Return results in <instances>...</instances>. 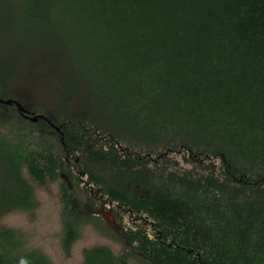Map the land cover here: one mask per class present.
<instances>
[{"label": "trees", "instance_id": "1", "mask_svg": "<svg viewBox=\"0 0 264 264\" xmlns=\"http://www.w3.org/2000/svg\"><path fill=\"white\" fill-rule=\"evenodd\" d=\"M0 55V100L32 62L62 89L48 122L0 104V264L72 263L88 227L77 264H264V0H0ZM52 184L56 252L2 223Z\"/></svg>", "mask_w": 264, "mask_h": 264}, {"label": "rangeland", "instance_id": "2", "mask_svg": "<svg viewBox=\"0 0 264 264\" xmlns=\"http://www.w3.org/2000/svg\"><path fill=\"white\" fill-rule=\"evenodd\" d=\"M1 57V55H0ZM54 67V66H53ZM66 82L63 78V85ZM7 91L12 93L14 97L21 99L24 106L29 109H35L42 107L46 114L52 115L60 106V93L62 92L59 82L53 77V72L50 66L39 65L36 62H32L27 69V75L22 69H16L13 77L6 82ZM74 112L78 113L77 108H74ZM7 117V112H2L0 119ZM78 177V181L67 179L64 174H61V180L67 183L68 187L74 192L77 198L83 204V212L88 215L99 217L101 224L110 231L117 239L122 236L124 231V224H133L134 221L129 219H122L121 223L113 217L114 211L108 213L107 210L99 207H93L89 203V199H96L95 193L97 190L88 188L85 185L86 178L83 176L75 175ZM35 197L38 203V208L34 212V218H29L25 214H11L7 216L2 222L7 227L19 229L28 235L29 243L28 247L50 250V252L56 250L55 240H58L60 225H59V211H60V197L56 184L47 185L45 187H34ZM99 200V197L97 198ZM102 210V211H101ZM119 217V216H118ZM98 240L91 230L86 228L82 231L81 239L75 243L73 249L76 251L75 259L72 263L77 264L76 259L79 258L81 250L86 249L93 244H97ZM109 247L115 252L119 251L120 247H115L113 244H109ZM56 252V251H54ZM58 254V253H57ZM52 257L59 255L55 253L51 254ZM76 256V257H75ZM64 264V262H61Z\"/></svg>", "mask_w": 264, "mask_h": 264}, {"label": "water", "instance_id": "3", "mask_svg": "<svg viewBox=\"0 0 264 264\" xmlns=\"http://www.w3.org/2000/svg\"><path fill=\"white\" fill-rule=\"evenodd\" d=\"M0 104L2 105H14V107L16 108L18 114L25 120H28L30 122H36L38 119H42V120H46L48 122L47 119H45L43 116L41 115H36V116H30L29 112L25 109L24 106H22L18 101L16 100H0ZM57 131V129H56ZM102 211V210H101ZM110 213V212H108Z\"/></svg>", "mask_w": 264, "mask_h": 264}, {"label": "flooded vegetation", "instance_id": "4", "mask_svg": "<svg viewBox=\"0 0 264 264\" xmlns=\"http://www.w3.org/2000/svg\"><path fill=\"white\" fill-rule=\"evenodd\" d=\"M14 106V105H13ZM25 109L27 110V108L25 107ZM28 111V110H27ZM29 112V111H28ZM30 113V112H29ZM30 116H36V115H32V114H29Z\"/></svg>", "mask_w": 264, "mask_h": 264}]
</instances>
